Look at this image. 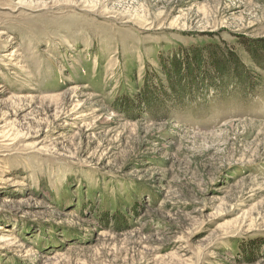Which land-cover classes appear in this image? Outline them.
Returning a JSON list of instances; mask_svg holds the SVG:
<instances>
[{"label":"rangeland","instance_id":"obj_1","mask_svg":"<svg viewBox=\"0 0 264 264\" xmlns=\"http://www.w3.org/2000/svg\"><path fill=\"white\" fill-rule=\"evenodd\" d=\"M0 264H264V0H0Z\"/></svg>","mask_w":264,"mask_h":264},{"label":"trees","instance_id":"obj_2","mask_svg":"<svg viewBox=\"0 0 264 264\" xmlns=\"http://www.w3.org/2000/svg\"><path fill=\"white\" fill-rule=\"evenodd\" d=\"M252 46L254 52L256 50L260 53L261 46ZM162 66L163 69L165 67L169 77L167 80L169 92L164 90L163 85L159 87L162 90L161 101L166 111L175 107L190 108L191 101H188L187 96L191 89L195 91L197 87H200L205 92L213 87L222 89L223 82L229 74L242 77V82L246 78V69L236 53L233 50L221 48L217 43L203 46L193 45L176 51L168 62L163 61ZM147 94L145 101L152 102L154 96L152 97L149 92Z\"/></svg>","mask_w":264,"mask_h":264}]
</instances>
